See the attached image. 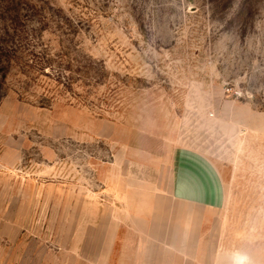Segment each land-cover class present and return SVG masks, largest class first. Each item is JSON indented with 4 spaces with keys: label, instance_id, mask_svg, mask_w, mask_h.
I'll list each match as a JSON object with an SVG mask.
<instances>
[{
    "label": "rangeland",
    "instance_id": "obj_1",
    "mask_svg": "<svg viewBox=\"0 0 264 264\" xmlns=\"http://www.w3.org/2000/svg\"><path fill=\"white\" fill-rule=\"evenodd\" d=\"M14 28L104 79L0 97V264H264V0H0ZM183 146L218 173L190 206Z\"/></svg>",
    "mask_w": 264,
    "mask_h": 264
},
{
    "label": "trees",
    "instance_id": "obj_2",
    "mask_svg": "<svg viewBox=\"0 0 264 264\" xmlns=\"http://www.w3.org/2000/svg\"><path fill=\"white\" fill-rule=\"evenodd\" d=\"M5 33V38L0 37V97L6 94L7 89L15 90L14 86L20 97L36 98L45 106L54 100L55 93L71 90L78 78L85 88L89 87L87 81H91L89 85L94 86L104 79L102 73L92 74L95 61L91 57L81 54L80 60L74 65L68 53H61L57 54L58 61L53 65L49 53L35 50L39 43L37 39H28L17 28ZM72 73L78 76H70ZM42 76L50 81H44ZM51 81L55 83V88L50 85ZM84 92L77 94L81 102H86L90 90L85 89Z\"/></svg>",
    "mask_w": 264,
    "mask_h": 264
},
{
    "label": "crops",
    "instance_id": "obj_3",
    "mask_svg": "<svg viewBox=\"0 0 264 264\" xmlns=\"http://www.w3.org/2000/svg\"><path fill=\"white\" fill-rule=\"evenodd\" d=\"M180 150V173L174 196L176 200L190 206L203 199L209 191L210 184L218 179V173L212 160L199 149L183 146ZM196 229L197 223H194V230ZM188 236L189 233L185 237ZM176 243H180L179 240Z\"/></svg>",
    "mask_w": 264,
    "mask_h": 264
}]
</instances>
